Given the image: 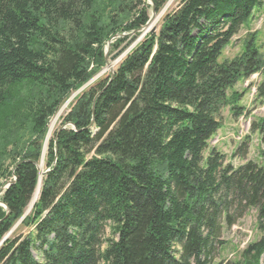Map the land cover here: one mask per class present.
<instances>
[{
	"label": "trees",
	"instance_id": "trees-1",
	"mask_svg": "<svg viewBox=\"0 0 264 264\" xmlns=\"http://www.w3.org/2000/svg\"><path fill=\"white\" fill-rule=\"evenodd\" d=\"M148 1L116 0L108 23L97 0H0V144L9 139L0 146V264H215L224 228L252 209L264 234V164L234 167L208 149L225 108L246 115L241 96L228 94L237 83L259 73L256 99L264 100L254 39L220 62L264 0H182L76 98L40 181L50 120L107 66L110 41L145 26ZM168 2L152 0L157 14ZM134 10L123 27L118 19ZM18 124L31 131L25 144ZM252 131L264 144V118ZM263 258L264 236L226 264Z\"/></svg>",
	"mask_w": 264,
	"mask_h": 264
},
{
	"label": "rangeland",
	"instance_id": "rangeland-1",
	"mask_svg": "<svg viewBox=\"0 0 264 264\" xmlns=\"http://www.w3.org/2000/svg\"><path fill=\"white\" fill-rule=\"evenodd\" d=\"M181 1L182 0H169L163 10L160 13L156 14V16H154L151 29L153 28L154 30H157L158 28H160L165 15L175 10L180 5ZM116 3V0H97V11L99 16L104 17V21L109 23V19H111V17H113L114 15H117L118 8L114 7ZM150 4L151 0L148 1V5ZM138 10L129 12L128 15L122 16V18L118 19L120 20V22H124L123 27H126L127 24H129L133 19L137 17ZM148 12L151 15V18L152 11L149 10ZM148 23L149 21L145 24V26ZM145 26L141 29L142 31H138L139 33L124 32L123 34L117 36L116 39L120 38L121 40V43L119 44L116 39L110 41L106 49V52L108 54L107 66L102 71H100L99 75L94 78L89 85L83 86L79 91H74L68 101L60 109L58 114L50 120L46 139L43 143L41 163L38 165V169L40 168V170L44 172V174L46 173L45 160L49 142L51 139H53L56 131L61 128L63 118L69 112L71 106L76 103V98L81 95L83 91H87L88 87L95 83L97 80L102 79L106 77L108 73L115 71L121 64V62L125 59V57L141 41H143V39L147 35L154 31L151 29H144ZM252 39H254L256 46L264 56V7L257 8L253 13V17L245 25H243V27L240 28L237 35L234 36L230 44L224 50L223 55L220 58V62L230 61L235 59L236 57H239L244 51L245 43ZM260 82V74H254L246 80H241L235 85L232 90L228 92L229 95L235 92L238 93L239 96H241L238 101V105L246 109V115L235 117L230 109L231 107L225 108L222 111L221 128L208 143L209 150L216 148L218 151L225 154L226 163H230L234 167L242 166L248 161L256 162L260 165L264 164V144L260 142L258 133L252 131V124L264 118V100L256 99V91ZM27 91V88L23 89L21 94H26ZM53 121L55 122V126L53 128L54 131L51 138L49 139L48 136L50 126ZM20 129L21 131H19ZM14 133H17L18 137L17 138L14 135V139L17 138L18 141H21V143L24 144L28 139L32 138L29 127H20V124H18V127H15ZM4 137V139L1 138L2 145L0 144V146L5 145V142L9 140L7 136ZM9 137H11V135ZM248 138L249 144L244 155L241 156V154H236L237 149L240 146H243V143ZM5 163L9 164L8 161H6ZM0 207L6 209L5 205H3L2 203L0 204ZM31 210L32 208L30 205L26 212V215H28ZM256 215V211L252 209L248 211L247 215L236 226L232 227L231 229L224 228L222 235V241L224 242V245L217 249L214 260L215 264H226L238 261L240 259L241 253L250 243L259 241L261 237L264 236V234L262 235L258 229ZM15 229L17 230L16 234H26L27 232V230L24 228L18 229V225ZM8 237L9 235L5 238L7 239ZM109 237L110 232L109 230H107L106 238ZM6 239H4V241ZM262 263L264 264V258L262 260Z\"/></svg>",
	"mask_w": 264,
	"mask_h": 264
},
{
	"label": "water",
	"instance_id": "water-1",
	"mask_svg": "<svg viewBox=\"0 0 264 264\" xmlns=\"http://www.w3.org/2000/svg\"><path fill=\"white\" fill-rule=\"evenodd\" d=\"M151 5H152V17L150 18V20H149V23L145 26V28L144 29H151V25H152V20L154 19V16H156V10H155V8H154V6H153V3H152V0H151ZM151 30H154L153 28L151 29ZM142 31V30H141ZM108 54L106 53V60H108ZM113 72L114 71H112L111 73L113 74ZM84 89V88H83ZM73 127H75L74 125H73ZM66 128V126H63V127H61V129L59 130V132L61 131V130H64ZM39 172H40V181L42 180V178H43V176H44V172H42L41 170H40V168H39ZM39 189H40V187H39ZM38 195H39V193H38ZM37 199H38V196H37ZM37 199L36 200H33V202H32V204H31V208H33V206H34V204H35V202L37 201ZM6 239V238H5Z\"/></svg>",
	"mask_w": 264,
	"mask_h": 264
},
{
	"label": "bare ground",
	"instance_id": "bare-ground-1",
	"mask_svg": "<svg viewBox=\"0 0 264 264\" xmlns=\"http://www.w3.org/2000/svg\"><path fill=\"white\" fill-rule=\"evenodd\" d=\"M54 126H55V122L53 121L52 124H51V126H50V131H49V136H48L49 139L51 138L52 133H53V131H54V130H53ZM39 191H40V189L38 188L37 191H36V194H35L34 200L37 199V196H38Z\"/></svg>",
	"mask_w": 264,
	"mask_h": 264
}]
</instances>
